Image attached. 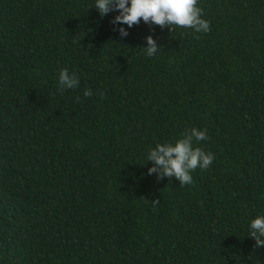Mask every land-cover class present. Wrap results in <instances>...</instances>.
Masks as SVG:
<instances>
[{
  "label": "trees",
  "instance_id": "1",
  "mask_svg": "<svg viewBox=\"0 0 264 264\" xmlns=\"http://www.w3.org/2000/svg\"><path fill=\"white\" fill-rule=\"evenodd\" d=\"M93 6L0 0V264H264V0L124 38ZM64 68L80 84L61 92ZM192 127L212 165L148 175V148Z\"/></svg>",
  "mask_w": 264,
  "mask_h": 264
},
{
  "label": "clouds",
  "instance_id": "2",
  "mask_svg": "<svg viewBox=\"0 0 264 264\" xmlns=\"http://www.w3.org/2000/svg\"><path fill=\"white\" fill-rule=\"evenodd\" d=\"M93 8L100 17L117 13L111 23L121 38L127 37L128 29L141 20L161 28L168 27L171 31L173 26L192 29L197 33L210 30V21L203 18V9L198 6V0H94ZM145 39L147 46L141 47L144 55L155 57L160 47L153 36L149 35ZM58 81L61 92L75 89L80 84L79 77L67 68L59 71ZM84 95L89 97L93 93L89 89ZM207 139V129L192 127L174 141L150 146L146 161H150L152 166L148 168V175L155 174L158 179L175 177L180 186L192 184V173L197 168L208 169L215 159L214 153L197 146L200 141ZM248 227L249 237L255 240L256 246L264 247V215L251 219Z\"/></svg>",
  "mask_w": 264,
  "mask_h": 264
}]
</instances>
